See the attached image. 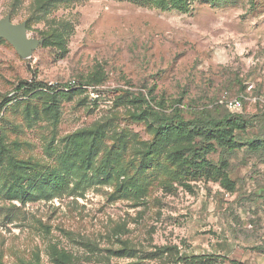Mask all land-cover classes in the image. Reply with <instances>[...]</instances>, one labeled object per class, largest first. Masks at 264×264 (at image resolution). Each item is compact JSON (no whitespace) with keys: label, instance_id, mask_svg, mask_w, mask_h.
Masks as SVG:
<instances>
[{"label":"rangeland","instance_id":"374dc122","mask_svg":"<svg viewBox=\"0 0 264 264\" xmlns=\"http://www.w3.org/2000/svg\"><path fill=\"white\" fill-rule=\"evenodd\" d=\"M8 14L43 41L23 58L0 37V264H264V0H0ZM145 109L195 131L158 134ZM214 119L235 146L196 133Z\"/></svg>","mask_w":264,"mask_h":264},{"label":"trees","instance_id":"16d2710c","mask_svg":"<svg viewBox=\"0 0 264 264\" xmlns=\"http://www.w3.org/2000/svg\"><path fill=\"white\" fill-rule=\"evenodd\" d=\"M43 2H46V0H37V3H39L40 5H42ZM173 7L181 9L182 6H180V4H178L177 2L173 4ZM38 85H40V83L38 82L34 83L28 81H20L19 84L15 87V90H23V89L31 90L37 88ZM133 98L147 103V100L142 96L133 95ZM228 108L232 110L230 107ZM143 113L145 115L144 116L145 118L151 119L155 123L156 131L158 134H167L171 131L176 132L177 134H183V133H187L188 131L191 133H194L195 131L192 129L188 130V125L191 124V122L185 121L179 115L178 112H176L174 115H167L159 111L145 109ZM175 120L177 121L174 122ZM200 127L201 128L198 129L199 132H196L198 135H203V137L207 139H216L217 142L224 148L230 149L233 146H235L234 134L229 121L214 119L211 122H208V125L206 124ZM200 149L187 148L178 151L175 154L178 156L181 155L180 157L184 159L189 158L191 155L190 159L193 160L194 162H197V160L200 159L201 164L209 163V161L205 158V152L200 151ZM185 151H189V155H186ZM227 181L230 183L229 179H227ZM52 182L55 183L54 179H52ZM57 188H59L58 185Z\"/></svg>","mask_w":264,"mask_h":264},{"label":"water","instance_id":"95a60500","mask_svg":"<svg viewBox=\"0 0 264 264\" xmlns=\"http://www.w3.org/2000/svg\"><path fill=\"white\" fill-rule=\"evenodd\" d=\"M0 37L7 39L23 57H31L36 47L42 43V39L29 38L26 21L15 23L8 14L0 18Z\"/></svg>","mask_w":264,"mask_h":264},{"label":"built area","instance_id":"2783aa9c","mask_svg":"<svg viewBox=\"0 0 264 264\" xmlns=\"http://www.w3.org/2000/svg\"><path fill=\"white\" fill-rule=\"evenodd\" d=\"M250 100L247 94H243L241 97L234 98L228 102V106L233 110H241L244 107V101Z\"/></svg>","mask_w":264,"mask_h":264}]
</instances>
